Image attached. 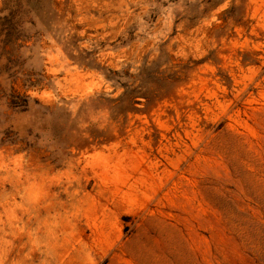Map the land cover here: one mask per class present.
<instances>
[{"label":"rangeland","instance_id":"rangeland-1","mask_svg":"<svg viewBox=\"0 0 264 264\" xmlns=\"http://www.w3.org/2000/svg\"><path fill=\"white\" fill-rule=\"evenodd\" d=\"M0 264H264V0H0Z\"/></svg>","mask_w":264,"mask_h":264}]
</instances>
